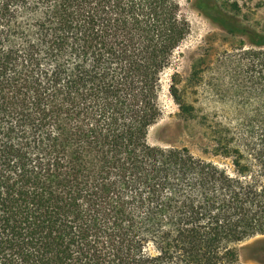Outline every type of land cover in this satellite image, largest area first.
Wrapping results in <instances>:
<instances>
[{
	"label": "trees",
	"instance_id": "1",
	"mask_svg": "<svg viewBox=\"0 0 264 264\" xmlns=\"http://www.w3.org/2000/svg\"><path fill=\"white\" fill-rule=\"evenodd\" d=\"M190 34L179 0H0V264H244L264 236V50L235 70L260 107L201 157L150 142Z\"/></svg>",
	"mask_w": 264,
	"mask_h": 264
},
{
	"label": "rangeland",
	"instance_id": "2",
	"mask_svg": "<svg viewBox=\"0 0 264 264\" xmlns=\"http://www.w3.org/2000/svg\"><path fill=\"white\" fill-rule=\"evenodd\" d=\"M191 24V34L175 53L173 65L163 76V118L150 133L154 145L188 147L197 156L204 153L210 127L233 126L235 113L251 114L260 107L250 87L244 91L236 81L249 75L246 69L252 50H264V0H179ZM196 109L189 118L170 92ZM244 264H264V236L240 246Z\"/></svg>",
	"mask_w": 264,
	"mask_h": 264
}]
</instances>
